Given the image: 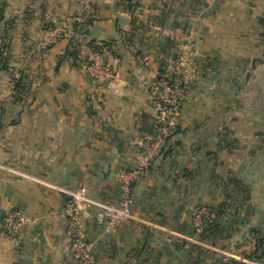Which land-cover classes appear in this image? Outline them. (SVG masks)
<instances>
[{"label":"crops","instance_id":"1","mask_svg":"<svg viewBox=\"0 0 264 264\" xmlns=\"http://www.w3.org/2000/svg\"><path fill=\"white\" fill-rule=\"evenodd\" d=\"M66 18L44 42L46 25ZM263 27L264 0H0V264H80L64 190L120 199L117 173L155 133L151 87L176 53L197 67L178 128L132 183L136 219L110 229L90 209L92 264H246L227 254L249 255L264 233ZM89 61L114 76L97 83ZM198 204L212 208L203 238ZM13 209L32 217L18 239L1 226Z\"/></svg>","mask_w":264,"mask_h":264},{"label":"built area","instance_id":"2","mask_svg":"<svg viewBox=\"0 0 264 264\" xmlns=\"http://www.w3.org/2000/svg\"><path fill=\"white\" fill-rule=\"evenodd\" d=\"M71 18H66L46 30L44 42L58 37ZM153 30L179 44L186 39V33L177 27L154 24ZM84 69L97 83H104L114 76L113 68L99 61L85 63ZM19 72H14L10 79V88L14 87ZM197 75L196 64L186 53L170 56L160 78L151 87L152 106L156 112L155 133L145 137L144 149L140 152L136 165L130 169H121L117 173L121 197L115 202H105L92 198L85 186L66 189L68 201L64 209L69 233V247L74 259L80 264L94 262L93 243L86 236L90 209L95 208L110 229L124 221L136 219L131 210V187L134 179L150 164L164 147L166 140L175 132L179 124V114L190 84ZM207 217V206L198 204L193 214V231L198 236L202 233ZM32 217L18 209L8 212L1 221L4 232L14 239L21 237L22 227ZM246 264H264V259L255 260L241 255L227 254Z\"/></svg>","mask_w":264,"mask_h":264},{"label":"trees","instance_id":"3","mask_svg":"<svg viewBox=\"0 0 264 264\" xmlns=\"http://www.w3.org/2000/svg\"><path fill=\"white\" fill-rule=\"evenodd\" d=\"M127 3H128L129 6L135 5L137 3V0H127ZM55 24L56 23H49L48 25H46V30L54 27ZM74 25H75V22H73L72 26H74ZM61 34H60V36H61ZM261 36L264 37V27H263V30L261 32ZM91 43L92 42H90V44ZM104 44L106 45L107 43H104ZM92 47H94L95 49H99L100 48L96 44H92ZM3 67L4 68L6 67L5 62L3 63ZM163 71H164V69H163ZM19 73H20L19 77L15 80V84H14V88L15 89L14 90H16V89L19 90V89H21L23 87L22 75H21V72H19ZM161 76H162V74L159 75L158 78H160ZM210 210H212V208L207 206V214H208V212ZM212 226H214L213 225V220L210 219V221L209 220L207 221V217H206V222H205V226L203 228V231L198 236L200 238H203L204 234H206L207 230H210ZM254 241H255L254 250L249 255H246L245 257H248V258H251V259H255V260H262V259H264V233L255 232Z\"/></svg>","mask_w":264,"mask_h":264},{"label":"rangeland","instance_id":"4","mask_svg":"<svg viewBox=\"0 0 264 264\" xmlns=\"http://www.w3.org/2000/svg\"><path fill=\"white\" fill-rule=\"evenodd\" d=\"M70 21H68V23H69Z\"/></svg>","mask_w":264,"mask_h":264}]
</instances>
